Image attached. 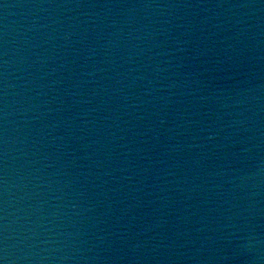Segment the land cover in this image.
<instances>
[{"label":"water","instance_id":"1","mask_svg":"<svg viewBox=\"0 0 264 264\" xmlns=\"http://www.w3.org/2000/svg\"><path fill=\"white\" fill-rule=\"evenodd\" d=\"M187 0H0V264H103Z\"/></svg>","mask_w":264,"mask_h":264}]
</instances>
